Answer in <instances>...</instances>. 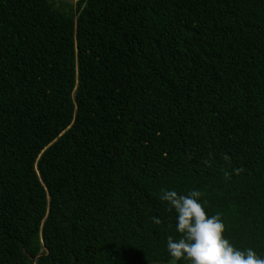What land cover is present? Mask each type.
<instances>
[{
  "label": "trees",
  "instance_id": "trees-1",
  "mask_svg": "<svg viewBox=\"0 0 264 264\" xmlns=\"http://www.w3.org/2000/svg\"><path fill=\"white\" fill-rule=\"evenodd\" d=\"M162 189L264 258V0H0V264L167 263Z\"/></svg>",
  "mask_w": 264,
  "mask_h": 264
},
{
  "label": "clouds",
  "instance_id": "clouds-1",
  "mask_svg": "<svg viewBox=\"0 0 264 264\" xmlns=\"http://www.w3.org/2000/svg\"><path fill=\"white\" fill-rule=\"evenodd\" d=\"M223 158L230 161L227 154ZM234 171L239 174L242 169ZM224 176L230 179L231 174L224 172ZM201 196V191L196 189L186 195L175 190H161L159 198L170 205L168 211L174 209L178 214L176 231L180 238H167V250L172 260H187L190 264H264V258L252 248L237 249L225 237L226 225L221 215L209 216L200 202ZM153 221L161 223L157 217H153Z\"/></svg>",
  "mask_w": 264,
  "mask_h": 264
},
{
  "label": "rangeland",
  "instance_id": "rangeland-1",
  "mask_svg": "<svg viewBox=\"0 0 264 264\" xmlns=\"http://www.w3.org/2000/svg\"><path fill=\"white\" fill-rule=\"evenodd\" d=\"M67 2H70V3H75L77 0H65ZM177 261H174V260H171L167 263H161V262H155V264H176ZM188 264H190V262H188Z\"/></svg>",
  "mask_w": 264,
  "mask_h": 264
}]
</instances>
